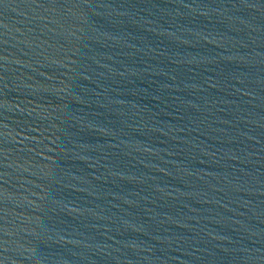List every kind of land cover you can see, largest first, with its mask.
Listing matches in <instances>:
<instances>
[{"label": "water", "instance_id": "obj_1", "mask_svg": "<svg viewBox=\"0 0 264 264\" xmlns=\"http://www.w3.org/2000/svg\"><path fill=\"white\" fill-rule=\"evenodd\" d=\"M0 264H264V0H0Z\"/></svg>", "mask_w": 264, "mask_h": 264}]
</instances>
